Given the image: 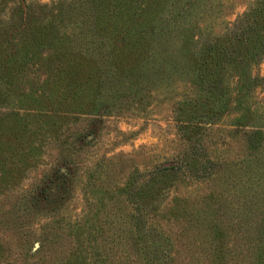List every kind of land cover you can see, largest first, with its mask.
<instances>
[{"label": "rangeland", "instance_id": "rangeland-1", "mask_svg": "<svg viewBox=\"0 0 264 264\" xmlns=\"http://www.w3.org/2000/svg\"><path fill=\"white\" fill-rule=\"evenodd\" d=\"M0 264H264V0H0Z\"/></svg>", "mask_w": 264, "mask_h": 264}, {"label": "trees", "instance_id": "trees-1", "mask_svg": "<svg viewBox=\"0 0 264 264\" xmlns=\"http://www.w3.org/2000/svg\"><path fill=\"white\" fill-rule=\"evenodd\" d=\"M262 10H263V9L258 10V9L256 8V10H254V12L261 13ZM253 28H255V24H254V26H252V27L249 28V31H250V30H253ZM254 30H255V29H254Z\"/></svg>", "mask_w": 264, "mask_h": 264}]
</instances>
